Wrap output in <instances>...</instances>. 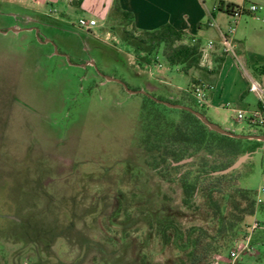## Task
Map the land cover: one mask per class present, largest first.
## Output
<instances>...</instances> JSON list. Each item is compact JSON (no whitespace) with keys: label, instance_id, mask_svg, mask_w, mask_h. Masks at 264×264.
<instances>
[{"label":"rangeland","instance_id":"1","mask_svg":"<svg viewBox=\"0 0 264 264\" xmlns=\"http://www.w3.org/2000/svg\"><path fill=\"white\" fill-rule=\"evenodd\" d=\"M85 4L87 9L77 6V0L67 3L64 25L49 22L56 30L46 36L32 23H26L32 33H0V264H188L185 253L162 244L157 228L167 219L183 231L215 233L217 223L202 191L190 207L182 205L179 175L195 172L198 161L155 171L137 153L141 96H128L114 83L99 85L98 77L127 78V66H136L122 41L127 22L114 9L107 22L102 20L106 0ZM34 16L0 4V31L23 28L20 18ZM79 18H93L98 24L94 34L102 40L108 34L114 41L105 44L119 58L115 63L99 45L93 68L99 73L90 81L85 78L89 71L70 66L93 51L77 27ZM62 52L68 61L57 56ZM156 61L161 69L152 67V76L161 71L173 92L189 87L194 71L184 74L169 67L160 53ZM196 109L237 135L264 134L236 122L230 110L214 114ZM233 187L254 199L264 188L259 149L212 193L224 214ZM260 199L264 204V195ZM254 221L260 229L252 233L250 244L258 256L264 253V211L256 210L248 225ZM228 252L220 257L222 262ZM211 260L206 257L200 264Z\"/></svg>","mask_w":264,"mask_h":264},{"label":"trees","instance_id":"2","mask_svg":"<svg viewBox=\"0 0 264 264\" xmlns=\"http://www.w3.org/2000/svg\"><path fill=\"white\" fill-rule=\"evenodd\" d=\"M79 1L81 0H77ZM234 9L241 8L227 5L225 12L230 14ZM114 11L117 13V10ZM118 14L129 22L127 14ZM122 41L133 53L135 65L142 69L155 65L159 53L169 67H178L184 74L199 67V45L193 43L194 39L183 31L175 30L168 25L136 34L133 30L127 29L125 23L122 28ZM151 97L190 108L204 115L196 109L193 99L186 93L180 99L154 95ZM141 98L142 135L139 146L148 156L149 165L155 169L162 166L169 170H178L187 164L182 166L173 164L197 159L195 172L187 170L179 175L182 205L190 207L196 193L202 191L217 223L215 233L208 235L201 228L183 231L173 221L166 219L158 225L157 235L163 245L171 243L176 250L185 253L188 264H200L204 258L210 256L212 260L220 258L232 248L236 239L248 234L246 232L247 228L248 230L250 228L248 220L254 216L256 210L264 211V204L256 206L254 196L250 192L233 187L226 197L229 212L224 214L220 202L212 200L211 195L221 183L229 180L234 172L225 176L212 174L228 168L237 158L245 154L251 155L259 149L264 175V143L221 136L209 131L189 112L176 110V114L171 116L172 109L146 96ZM204 184H207L206 188L201 189V185ZM222 261L219 264H226V261ZM234 264H264V253L254 260L239 258Z\"/></svg>","mask_w":264,"mask_h":264},{"label":"crops","instance_id":"3","mask_svg":"<svg viewBox=\"0 0 264 264\" xmlns=\"http://www.w3.org/2000/svg\"><path fill=\"white\" fill-rule=\"evenodd\" d=\"M75 2L76 0H0V4L15 6L23 12L34 14V17L26 19L30 23L41 25L50 22L55 26L64 25L63 13L67 3ZM85 2L86 0H81L77 2V6L87 9ZM227 5H235L244 10L233 35L234 55L225 54L221 46V35L226 34L231 23V17L225 12ZM250 6H256L258 10L250 13ZM112 9L129 16L127 29L135 30L136 34L168 25L186 33L199 47H204L210 41L213 43L209 53L210 68L199 65L198 69L189 71L195 73L191 83L201 82L212 88L207 95L209 103L205 110L218 114L225 109V104L245 111L257 107V98L249 93L248 87L250 81H255L264 89V0H106L105 9L100 14L103 21L107 22ZM93 30L89 33L80 31L88 40L106 45L104 39L97 37ZM134 68L127 66V78L123 74L119 77L131 90L174 99L187 94L188 88L180 92L169 89L161 71L152 76L136 66Z\"/></svg>","mask_w":264,"mask_h":264},{"label":"built area","instance_id":"4","mask_svg":"<svg viewBox=\"0 0 264 264\" xmlns=\"http://www.w3.org/2000/svg\"><path fill=\"white\" fill-rule=\"evenodd\" d=\"M258 10L256 6H250L248 11L250 13H254ZM244 14L243 9H234L229 16L231 17V23L228 27L226 34L221 35V46L222 50L225 54L234 55V41L233 35L235 32L236 24L240 16ZM209 26H214L213 24H209ZM77 27L84 32H91L94 28L97 27V22L93 19H85L79 18L77 21ZM106 36L104 41L113 40L111 37ZM114 41V40H113ZM195 40L193 41V43ZM213 48V43L210 41L204 47L199 48L200 52V63L202 67L207 69L210 68L209 63V53ZM134 65V63L132 62ZM157 67L161 69L160 64L158 62L151 67H145L144 69L147 71L149 75H152V67ZM212 88L204 83L201 82H192L188 89L187 94L193 99L195 106L199 109H205L208 106V92L211 91ZM248 91L251 94H254L257 98V107L250 111L245 110H238L231 106L230 104H225L224 107L227 110H230L235 114V121L239 123H244L246 126L253 128V129H260L264 131V89L262 86L255 82L250 81ZM255 133V132H254ZM264 195V188L261 189L255 196V203L256 206L262 203L260 196ZM260 229V225L258 222H253L249 229L248 234L245 237L238 238L234 241L232 248L230 249L228 256L226 258V264H234L236 260L239 259L241 256H253L256 257L257 254L255 253L253 247L251 246V235L252 233ZM220 258H215L212 260L211 264H219Z\"/></svg>","mask_w":264,"mask_h":264},{"label":"flooded vegetation","instance_id":"5","mask_svg":"<svg viewBox=\"0 0 264 264\" xmlns=\"http://www.w3.org/2000/svg\"><path fill=\"white\" fill-rule=\"evenodd\" d=\"M20 20L22 21V24H23V28H18V27H16V26H13V27H11V28H14V29H17V30H19L18 31V35L20 34V33H32L31 31H29L28 30V26L26 25V23H30V22H28V20L26 21V19H23V18H20ZM33 24V23H32ZM35 26H37V27H39V29H41L42 30V32H43V34L46 36V35H48L47 33H50L51 34V32L50 31H54V30H56L55 29V27H53L52 25H49L48 23H46V24H34ZM42 25H44V26H42ZM9 29L10 28H5L4 30H1L0 32H10L9 31ZM30 29V28H29ZM60 36V35H59ZM52 39L54 38V39H58L57 37H51ZM39 40H41L42 41V39H39ZM88 40V39H87ZM88 41H91V40H88ZM50 42H52V41H50ZM56 41H54V43H55ZM45 43H48V41H46ZM53 43V44H54ZM62 43V42H61ZM56 44H58V43H56ZM56 44H54V45H56ZM91 45H92V52H91V54L89 53V56H84V57H86V59H83L84 57H82V56H80L79 57V60H78V62H74V63H70V61H69V63H70V66L72 67V68H76V69H79V70H81V71H89V73L88 74H86V76H85V78H87V80H93V79H95V77H97V75H98V73L99 72H95V70H96V63H97V57H94V52L98 49V46L100 47V48H104V46L106 47V48H104L105 50H106V53L108 54V55H110L112 58H113V60L115 61V63H118L119 62V58H118V56H117V53L116 52H114L111 48H108L106 45H104V44H102V43H99V42H94V41H91ZM55 48H57L56 46H55ZM56 55H57V53H56ZM71 55V54H70ZM59 58H60V60L61 61H65V60H69V56H67V54H65V53H58V55H57ZM98 61L101 63V60L98 58ZM98 64V63H97ZM117 65V64H116ZM124 66H126L125 65V63H124ZM100 67H101V69H104V67H105V65L104 64H100ZM93 68H95V70L93 69ZM128 70V69H127ZM129 71V70H128ZM114 72V71H113ZM98 77H100V79H101V81L99 82V85H103L104 84V81H105V75L103 74V73H101V75L100 76H98ZM84 78V79H85ZM110 78H113V79H117V80H119V81H121L122 82V84L126 87V89L127 90H129V91H132V92H137V91H140V90H131L124 82H123V80H121V79H119V78H117V77H115V76H110ZM105 82H107V81H105ZM110 83H114V84H117V83H115V82H110ZM119 87H120V90L122 91V90H124V88H123V86L121 85V84H117ZM116 91H114V93H115ZM146 94H148L149 96H151V94H149V93H147L146 91H144ZM127 95L128 96H134V95H129L128 93H127ZM135 95H140V94H135ZM140 96H145V95H140ZM147 97V96H146ZM149 98V97H148ZM153 98V97H152ZM142 104H143V102L141 101L140 103H139V108H140V113H139V117H138V120H137V122H136V125H137V130H138V133L140 134L139 135V138L141 137V131H142V123H141V108H142ZM139 152V154L141 155V157H143L144 159H147V162H146V165L147 166H149V167H152V166H150L149 164V159H148V156L145 154V152L140 148V146L138 145V148H137V153ZM188 161V160H187ZM182 162V161H181ZM180 163V162H179ZM179 163H176V164H173V166H182V165H184L185 163H183V164H180L179 165ZM164 167H159V168H157V169H154L155 171H157V170H162ZM180 188V187H179ZM181 190V189H180ZM181 197H182V192H181Z\"/></svg>","mask_w":264,"mask_h":264},{"label":"water","instance_id":"6","mask_svg":"<svg viewBox=\"0 0 264 264\" xmlns=\"http://www.w3.org/2000/svg\"><path fill=\"white\" fill-rule=\"evenodd\" d=\"M10 32L12 33H18L19 30L14 29V28H10L9 29ZM1 34H5L6 32H0ZM105 81L107 82H115L117 84H121L124 88V90L129 94V95H135V94H140V95H145L147 97H149L150 99L154 100L156 103L161 104L169 109H174V110H183L186 112H189L190 114H192L197 120H199L201 122V124L203 126H205L209 131L214 132L216 134H219L221 136H226L232 139H236V140H247V141H255V142H259V143H264V136L262 135H237L235 134L233 131L226 129V128H221L220 126L211 123L204 115L193 111L190 108L184 107V106H180V105H174V104H170L167 102H162V101H158L154 98H152L151 96H149L148 94H146L144 91H137V92H132L126 89V87L122 84L121 81L117 80V79H113L110 77H105ZM250 157V154H245L239 158H237L235 160V162H233L228 168L218 171V172H214L212 174V176H225L228 175L234 171H236L243 163H245ZM187 161H182L179 163L183 164Z\"/></svg>","mask_w":264,"mask_h":264}]
</instances>
